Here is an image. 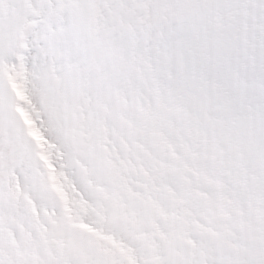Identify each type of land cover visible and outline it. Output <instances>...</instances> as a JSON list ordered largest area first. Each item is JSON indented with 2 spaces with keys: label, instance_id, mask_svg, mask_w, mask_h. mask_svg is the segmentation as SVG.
Returning a JSON list of instances; mask_svg holds the SVG:
<instances>
[{
  "label": "snow or ice",
  "instance_id": "1",
  "mask_svg": "<svg viewBox=\"0 0 264 264\" xmlns=\"http://www.w3.org/2000/svg\"><path fill=\"white\" fill-rule=\"evenodd\" d=\"M0 264H264V0H0Z\"/></svg>",
  "mask_w": 264,
  "mask_h": 264
}]
</instances>
